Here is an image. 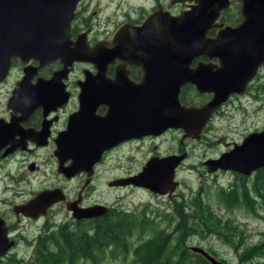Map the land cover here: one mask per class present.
<instances>
[{"label": "flooded vegetation", "instance_id": "af4514ba", "mask_svg": "<svg viewBox=\"0 0 264 264\" xmlns=\"http://www.w3.org/2000/svg\"><path fill=\"white\" fill-rule=\"evenodd\" d=\"M9 2L12 4L9 6L12 15L0 18V23H4L0 27V92L5 88L3 92L5 95L0 96V172L5 179H8L1 180L2 187L5 193L25 192L22 186L14 189L15 186L12 185L14 183L26 185L36 179V176L40 175V163L46 154H48L47 158L51 159L49 162L53 163L55 178L46 185H42V188L39 185V188L28 197L18 202L10 201V210L18 221L25 218L37 221L47 216L53 207L64 203L71 216L70 222L64 223H67L74 232L77 231V227H80L90 233L95 229L94 225H97L102 218H107V212L91 217H77L73 215V209L75 207V213L79 214L83 207L96 203L105 204L99 201L87 203V200L93 190L99 169L108 167L106 161L112 153L129 142L147 137H161L175 129L182 131L181 145L178 150L164 155L185 153L187 156L183 145L184 139H200L208 130L207 127L213 117L222 114L223 108L233 98L246 97L252 88H256L257 91L263 88L262 84H255V80L261 74L260 70L264 67V62L258 66L256 74L248 80L244 91L231 93L228 99L210 115L199 138L185 136L183 127L173 126H168L159 133L148 132L124 138L125 135L135 133L140 109H144V115H147L146 111H149L150 115V112L154 110L150 100L154 89L158 86L170 87L172 100L176 96V104L172 103L168 106L172 109H179V106H198L213 95L212 91H199L195 82L186 80L183 76L167 81L164 79L165 76L157 72L165 71L169 67H174L179 72L185 71L173 65V62H184V69L195 68L202 63L208 65L206 69L215 70L223 58L219 45L233 51L237 48L238 41L243 38V35L238 32L225 34L223 39L219 40L222 29L227 25L234 27L242 22V1L229 0L219 9L217 17L205 29L204 37L199 39L198 44L193 47V51L197 53L189 60L188 49L182 50L181 53L177 49L157 51L158 48L154 47V43L155 38L158 37L161 43L169 38L170 46L183 44V40L172 35L174 33L167 28L166 17L180 15L193 6L199 5V2L195 0H75L69 36L65 40L69 43L70 50H76L73 52L74 58L65 65L60 57L44 64H40L36 58H28L24 50L26 43L22 37L25 2L23 0H9ZM2 3L5 4L4 1ZM67 5L71 6L72 3L68 2ZM154 13L157 15V20L153 21L149 18ZM151 25L154 33L147 28ZM144 31H148L151 39L135 41L134 37L136 35L139 38L143 37ZM206 40L207 44L204 45ZM92 55L98 59L91 58ZM160 78L162 79L158 81ZM47 79L52 80L46 81ZM24 80H27L26 85L19 88V84H23ZM45 82H49L48 85H44ZM109 84H115L117 88L109 87ZM110 88L118 90L128 88L133 91L136 88L145 103L141 106L135 103V100L126 103L124 97L120 96L121 90L110 96ZM84 92L85 100L81 99ZM40 93H47L49 96L42 99L34 97ZM130 109H136V111ZM166 109L168 108L163 110L167 111ZM108 114L117 115L121 118L120 120L125 121L120 127L117 123L115 128V123L111 120H103ZM71 125L76 127L74 134L84 133L87 134V138L88 136L94 138L89 149L92 153L100 150L101 156L88 168L83 164L85 167L82 165L78 171H74L75 168H73L70 175H67L59 170V160L55 149L58 147L56 139L63 143L66 138L61 136L68 135ZM253 130L262 129L255 128L244 132L237 140H232L226 149L232 147L234 142L241 141L244 135ZM100 135L101 139L98 138ZM157 155L163 156L154 152L148 159ZM70 162V159H66L63 165H68ZM126 173L134 174L133 171ZM119 177L122 176L107 180V184ZM120 186L149 190L133 183ZM46 188H61L64 199L55 202L46 213L38 214L36 217L25 215L16 209V206L26 203L40 190ZM68 202L71 209L67 208ZM108 206L113 208L111 205ZM116 210L130 213V210L126 209L117 208ZM0 216L8 227L9 237L14 240L6 254L0 257L5 258L15 254L18 259V251H14V248L25 235L14 233L12 229L14 225L9 223L4 212H0ZM138 216H140L139 213ZM136 230H139V225L135 219L133 232Z\"/></svg>", "mask_w": 264, "mask_h": 264}, {"label": "water", "instance_id": "95a60500", "mask_svg": "<svg viewBox=\"0 0 264 264\" xmlns=\"http://www.w3.org/2000/svg\"><path fill=\"white\" fill-rule=\"evenodd\" d=\"M2 1H4L5 4H3ZM8 1L9 0H0V18L6 16L10 17L12 15V10H10L11 8L9 7L12 4L11 2L8 3ZM23 1L25 2L23 8L25 19L22 23V37L24 43H26L24 45V50L25 53L28 54V58H36L39 60L40 64H44L56 57H60L64 65L70 63L74 58L73 52L76 49L70 50L69 43L66 42L65 38L69 36V25L73 17L75 0ZM195 1L199 2V5L193 6L190 10L184 13L182 12L180 15L166 17L168 19L167 28H170L171 32L174 33L172 35L177 36L180 40L182 39L183 44L170 46L171 41L169 38L161 43L157 37L154 43V47L158 48L157 51L177 49L179 53H181L182 50L188 49L187 54L190 60L197 53V51H193V47L198 44L199 39L204 37L205 29L217 17L219 9L223 5H226V2L229 0ZM241 1V10L243 14L242 22L234 27L227 25L222 31L220 30L221 34L219 40L223 39L225 34H236L238 32L243 35V38L241 41L237 40V48L233 51L219 45L223 58L221 64L215 70L206 69L208 65L202 63L195 68L189 67L188 69H184V62H173V65H177L178 68H183L185 71L179 72L176 68L169 67L165 71L157 72L165 76L166 78L164 79L167 81L170 79L175 80L179 76H183L186 80L195 82L199 91H212L213 95L198 106H179V109H172L168 106H171L172 103L176 104V96L175 99L172 100L170 94L171 88L158 86L154 89V94L150 100L151 105L154 106V110L150 112V115L148 114L149 111H146L145 113H147V115H144V109H140V117L136 121L135 133L125 135L123 136L124 138L138 136L141 133H159L168 126L183 127L186 133L185 136L199 138L210 115L228 99V96L235 91H244L248 80L256 74L258 66L264 62V0ZM68 2H71L72 5L68 6ZM149 19L153 21L157 20V15L154 13ZM2 25H4V23H0V27H2ZM151 27L152 25L147 28L150 32L154 33ZM144 33L143 37L140 38L136 35L134 37L135 41L137 39L148 41V31H144ZM172 41H175L174 37H172ZM205 44H207V40L204 45ZM230 52L232 54H230ZM91 58L98 59L93 55ZM179 58L181 57L179 56ZM161 79L162 78L158 79V81ZM51 80L52 79H47L46 81ZM26 82L27 80H24L23 84H19V88L24 87ZM48 83L45 82L44 85H48ZM112 86L117 88V85L109 84V87ZM120 90L110 88V96L114 93L121 92L120 96L124 97L126 103L132 100H135V103L137 102L139 106L145 103L136 88L135 91L129 90L128 88ZM21 96L25 97V95ZM48 96L47 93H40V95H35L34 97H40L42 99V97L46 98ZM85 97L86 93L84 92L81 95V99L85 100ZM166 107L168 109L164 111L163 109ZM180 109H182V111H180ZM130 110L136 111V109ZM104 117V121L111 120L115 123V128H117V123L120 127L125 121L120 120L121 118L119 116L112 114H108ZM70 128L71 129L67 132L68 135L61 136L64 139L66 138L63 143L58 142V138L56 139L58 147L55 149V154L58 156L59 160V170L67 175H70L73 168H75L74 171L81 169L80 167H82L83 164L88 168L96 159L99 160L101 156V154H99L100 150L92 153L89 149L90 144L94 140L93 137L88 136L87 138V134L84 133L74 134L75 125H71ZM98 138L101 139V135ZM185 155V153H180L152 156L146 161L139 172L119 177L111 181L110 185L133 183L135 185L147 187L159 194L167 193L170 195L179 183L177 179H175V169L184 159ZM66 159H70L71 162L68 165H63V161ZM204 164L208 172H213L217 169H230L246 175L264 166V129L247 133L240 143L235 142L232 148L221 152L217 157L205 159ZM84 165L83 167H85ZM62 199H64V194L61 188H46L40 190L26 203L16 206V209L20 210L25 215L36 217L38 214L46 213L51 205ZM66 205L68 209H71L69 202ZM80 210L79 214L75 213L76 208L74 207L73 215L77 217L96 216L106 213L109 207L106 204L96 203L83 207ZM13 243L14 240L8 235V227L4 219L0 216V256L6 254ZM190 248L201 253L211 264H227L209 253L200 245H191Z\"/></svg>", "mask_w": 264, "mask_h": 264}, {"label": "rangeland", "instance_id": "374dc122", "mask_svg": "<svg viewBox=\"0 0 264 264\" xmlns=\"http://www.w3.org/2000/svg\"><path fill=\"white\" fill-rule=\"evenodd\" d=\"M260 72L261 74L255 80V84H262L263 88H260L259 91L252 88L246 97L233 98L234 100L232 99L223 108L222 114L213 117L207 127L208 130L200 139H184L183 145L186 148L187 156L176 169L175 177L179 184L171 196L154 193L152 190L139 187L109 185L107 180H112L119 175L125 176L128 171L136 173L154 152L164 155L178 150L181 145L182 131L173 129L161 137L141 138L138 141L125 144L110 155L106 161L108 167L99 169L87 203L99 201L115 208L126 209L139 214L146 211L150 213L153 221L155 220V224L153 223V226H150L143 233L141 229L132 232L129 238L128 253L120 251L115 256L108 253L98 264H139L135 253L138 248L145 247L146 243L153 238H158L160 234H172L175 237L178 232L184 233L186 230L177 224L180 219L179 211L182 210L185 213L193 211L190 204L201 185L205 188L201 193L203 202L209 204L214 212L220 213L224 218L231 217L237 221L239 227L243 229L245 242L252 245L262 237L264 232V203L261 204V199L253 192L249 193L254 200L255 212H252L251 208L243 206L232 210L224 208L217 198L219 187L235 184L237 182L236 175L231 170L208 172L203 163L208 157L217 156L230 145L232 140H237L244 132L255 128L264 129V67L261 68ZM4 90L5 88L0 92V96L5 95L3 94ZM47 157L48 154L44 155L40 163V175L36 176V179L26 185H16L15 183L12 185L15 186L14 189L22 186L25 192L21 194L4 192L1 180L6 181L8 179H5L0 172V212H4L9 223L14 225L12 226L14 233L25 235L18 242V246L14 248V251H18V259H20V262L15 264H32L31 262L34 260L33 249L40 236L45 234V223H50L55 227L60 223L70 222L71 219L70 212L64 203L56 205L47 216L41 217L37 221L26 218L18 221L10 210V201L18 202L35 192L39 185L42 188V185H46L55 179L53 163H50L51 159ZM253 175L254 173L249 177H253ZM174 201L179 202L181 209H176ZM162 214L165 215L162 216ZM195 228V233H188L187 236H184L186 247L200 245L228 264H242L238 260L237 251L225 241L233 240L238 243L235 238V230L222 231L216 235L209 233L207 226L202 222ZM257 258L259 259L256 260L264 264V256ZM77 264L93 263L86 259H80Z\"/></svg>", "mask_w": 264, "mask_h": 264}, {"label": "trees", "instance_id": "16d2710c", "mask_svg": "<svg viewBox=\"0 0 264 264\" xmlns=\"http://www.w3.org/2000/svg\"><path fill=\"white\" fill-rule=\"evenodd\" d=\"M237 182L228 187H219L218 200L220 204L232 210L236 207L251 208L255 212L253 198L250 192H253L264 203V167L256 169L253 177L234 172ZM252 178V179H251ZM204 186L201 185L196 195L192 198L190 207L193 211H179L180 219L177 221L184 233L178 232L177 236L161 235L153 238L141 246L135 253L139 264H210V262L200 253L195 252L184 245L188 233H195L196 226L202 222L208 228L209 233L220 234L222 231L230 232L235 230L233 240H225L234 247L238 253V260L242 264H261L257 257L264 256V232L262 237L256 243L249 245L245 242L243 229L239 227L238 222L231 217L224 218L220 213L214 212L209 204L204 203L201 197ZM176 209L179 202H175ZM112 208L107 213V218H102L90 233L77 227V231H72L67 223H60L52 226L45 223V234L41 235L33 249L32 264H77L80 259H86L93 264H98L109 253L113 256L118 252H129V238L133 232L134 220L136 219L139 229L142 233L150 226L155 224L149 212L143 211L140 216L138 213L130 211L116 210ZM165 214H162L164 216ZM224 220V221H223ZM252 243V242H251ZM184 245V246H183ZM15 254L0 257V264L19 263Z\"/></svg>", "mask_w": 264, "mask_h": 264}]
</instances>
